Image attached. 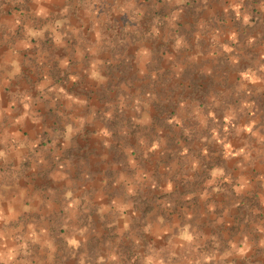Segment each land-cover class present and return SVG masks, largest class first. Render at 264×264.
<instances>
[{"label":"crops","instance_id":"obj_1","mask_svg":"<svg viewBox=\"0 0 264 264\" xmlns=\"http://www.w3.org/2000/svg\"><path fill=\"white\" fill-rule=\"evenodd\" d=\"M160 56L254 104L264 0H0V264H264L257 128L178 143L141 92Z\"/></svg>","mask_w":264,"mask_h":264},{"label":"rangeland","instance_id":"obj_2","mask_svg":"<svg viewBox=\"0 0 264 264\" xmlns=\"http://www.w3.org/2000/svg\"><path fill=\"white\" fill-rule=\"evenodd\" d=\"M186 43L185 40L179 41L178 45H183L182 48H184ZM168 44L169 41H163L160 47L166 50ZM175 60L178 66L177 71H173V73L162 72L156 75L160 76L157 79L160 81L158 83L153 78V65H157L156 68L158 69L159 65H168L170 62L164 56L148 58L147 72L143 78L145 83L141 88V92L148 99L147 116L150 112H155L159 116L156 117V123L166 129L171 127L172 133L173 125H169V121H166L167 118H162L163 116H178L176 139L181 144H215L212 138L211 141L210 138H205L206 128H209L210 131L217 128L219 130L225 129V140L230 141L229 139H236L240 136L238 135L240 126L243 129L244 126L248 128L252 125L257 128L258 134L249 133L248 136H240V141L248 145L255 143L264 145V92L258 93V99L253 104L248 99L249 88L237 89L240 82L238 76L233 72H227L226 78H223L226 81L223 84L225 88H191V84L204 80L206 73H195L193 67L190 66L189 58L186 56H179ZM170 75H172L171 80H169ZM263 76L260 73L257 75L259 81L260 77L262 79ZM132 78L138 79L139 77L137 73L131 72ZM245 80H249L248 75L247 77L242 76V82ZM206 84H209L207 78ZM220 84L222 85L221 82ZM154 95L157 98L153 97ZM217 98L222 100H218L217 103ZM211 116H220L221 120L215 121ZM189 129L191 131L186 133V130Z\"/></svg>","mask_w":264,"mask_h":264}]
</instances>
